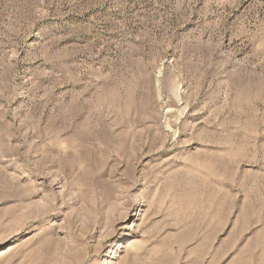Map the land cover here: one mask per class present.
<instances>
[{"label":"rangeland","instance_id":"obj_1","mask_svg":"<svg viewBox=\"0 0 264 264\" xmlns=\"http://www.w3.org/2000/svg\"><path fill=\"white\" fill-rule=\"evenodd\" d=\"M0 264H264V0H0Z\"/></svg>","mask_w":264,"mask_h":264}]
</instances>
